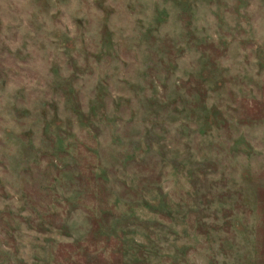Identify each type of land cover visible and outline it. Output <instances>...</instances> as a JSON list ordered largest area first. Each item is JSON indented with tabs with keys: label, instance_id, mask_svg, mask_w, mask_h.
Masks as SVG:
<instances>
[{
	"label": "rangeland",
	"instance_id": "1",
	"mask_svg": "<svg viewBox=\"0 0 264 264\" xmlns=\"http://www.w3.org/2000/svg\"><path fill=\"white\" fill-rule=\"evenodd\" d=\"M0 264H264V0H0Z\"/></svg>",
	"mask_w": 264,
	"mask_h": 264
}]
</instances>
